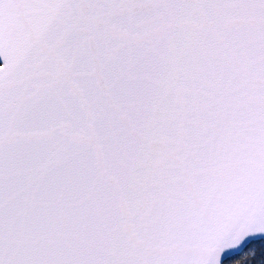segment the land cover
Masks as SVG:
<instances>
[{"label":"snow or ice","instance_id":"obj_1","mask_svg":"<svg viewBox=\"0 0 264 264\" xmlns=\"http://www.w3.org/2000/svg\"><path fill=\"white\" fill-rule=\"evenodd\" d=\"M0 264H264V0H0Z\"/></svg>","mask_w":264,"mask_h":264}]
</instances>
